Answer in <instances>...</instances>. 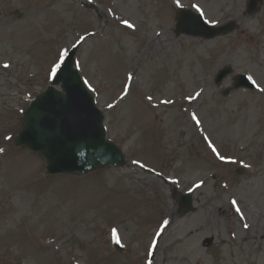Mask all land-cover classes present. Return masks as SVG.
Instances as JSON below:
<instances>
[{"label":"rangeland","instance_id":"1","mask_svg":"<svg viewBox=\"0 0 264 264\" xmlns=\"http://www.w3.org/2000/svg\"><path fill=\"white\" fill-rule=\"evenodd\" d=\"M248 2L0 0V264H264V0ZM179 4L240 28L178 36ZM80 41V73L127 164L49 175L14 138ZM239 74L256 88L225 94Z\"/></svg>","mask_w":264,"mask_h":264},{"label":"water","instance_id":"2","mask_svg":"<svg viewBox=\"0 0 264 264\" xmlns=\"http://www.w3.org/2000/svg\"><path fill=\"white\" fill-rule=\"evenodd\" d=\"M259 0H251L255 9ZM235 22L221 27L205 24L200 15L182 12L178 16L177 34L202 36L207 39L235 31ZM76 49L73 50L59 71L53 84L39 94L24 112L22 131L15 139L17 146H24L44 158L47 172L85 175L108 165L124 166L127 163L123 150L107 139L105 115L96 100L84 86L78 69L74 68ZM232 68L223 69L217 84H221ZM235 79L229 94L239 87L252 88L248 77ZM61 85L63 90L56 86ZM181 207L193 211L190 195L182 197ZM119 251L123 250L116 244Z\"/></svg>","mask_w":264,"mask_h":264},{"label":"bare ground","instance_id":"3","mask_svg":"<svg viewBox=\"0 0 264 264\" xmlns=\"http://www.w3.org/2000/svg\"><path fill=\"white\" fill-rule=\"evenodd\" d=\"M195 11V10H194ZM125 12V11H124ZM125 14L127 15V16H129L130 17V19L131 20H129L130 22H132V24L133 23H136V20H137V13L135 12V11H132V14H128V13H126L125 12ZM137 24V23H136ZM122 26L126 29V30H128L129 31V29L130 30H132V31H134V29L136 28V25H134L132 28H130L129 26H127V25H125V24H122ZM164 37H166L165 35L164 36H158L157 37V39L156 40H151L150 41V44H149V46H154V47H156L157 45H163V41H162V38H164ZM165 41H167V38L165 39ZM187 102H188V104L186 105V111L188 112L190 109H193L196 105H195V103H194V100L193 99H191V100H187ZM163 105H167V104H163ZM173 187V186H172ZM15 212H17V210H14ZM232 212L233 213H236L237 214V209L234 207L233 208V210H232ZM14 214V213H13ZM244 228H246L245 227V225H244Z\"/></svg>","mask_w":264,"mask_h":264},{"label":"snow or ice","instance_id":"4","mask_svg":"<svg viewBox=\"0 0 264 264\" xmlns=\"http://www.w3.org/2000/svg\"><path fill=\"white\" fill-rule=\"evenodd\" d=\"M124 23L125 24H128L129 22L128 21H124ZM130 27L132 26V25H129ZM67 55V51L65 50V52L62 54V56H66ZM60 64H57L53 69H52V71H53V74L55 75V73H56V71L60 68ZM193 118L194 119H196V117H195V115L193 116ZM197 123H199V120L197 119ZM0 151H3L2 149H0ZM213 151H216V149L215 148H213ZM217 154H219V153H217ZM221 159H224V157H220ZM236 203V201H233V204H235ZM237 211H239V208L237 209ZM246 227H247V225H245Z\"/></svg>","mask_w":264,"mask_h":264}]
</instances>
